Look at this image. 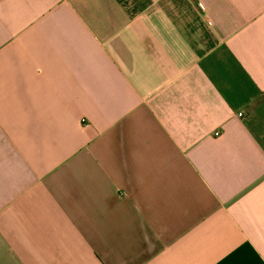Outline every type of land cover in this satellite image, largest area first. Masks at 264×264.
<instances>
[{"label":"crops","instance_id":"obj_1","mask_svg":"<svg viewBox=\"0 0 264 264\" xmlns=\"http://www.w3.org/2000/svg\"><path fill=\"white\" fill-rule=\"evenodd\" d=\"M0 264H264V0H0Z\"/></svg>","mask_w":264,"mask_h":264}]
</instances>
